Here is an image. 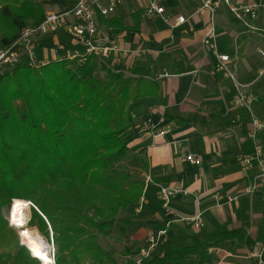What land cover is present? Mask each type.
I'll return each instance as SVG.
<instances>
[{
    "label": "crops",
    "instance_id": "obj_1",
    "mask_svg": "<svg viewBox=\"0 0 264 264\" xmlns=\"http://www.w3.org/2000/svg\"><path fill=\"white\" fill-rule=\"evenodd\" d=\"M231 1L261 4L257 18L247 26L233 19L225 6L211 17L207 10L195 13L197 0H168L167 12L187 17L171 29L158 16L144 15L143 8L132 5L125 10V0L106 17L122 25L98 19L101 40H119L127 50L126 55L112 54L108 62L147 68L159 82V99L145 101L132 111L133 137L128 146L132 152L145 153L148 169L144 177L150 179L140 201L127 208L122 219L121 238L126 247L139 251L127 256L135 262L156 257L162 261L155 264H264V197L259 190L251 196L245 193L258 168L254 163L246 170L240 162L243 154L254 150V141L247 138L249 115L233 105L235 88L215 69L211 46L215 42L218 52L231 56L238 81L249 84L255 96L253 112L264 118V60L257 51H264V0ZM39 2L47 13L67 9L76 0ZM133 12L140 15L135 17ZM211 26L214 38L207 36ZM58 34H65V41L60 42ZM50 42L54 48L46 47ZM75 43L65 32L47 35L36 41L35 54L42 60L36 48L49 51L44 60H52L62 49L66 57L63 48ZM147 119L156 126H147ZM161 128H166L164 134L159 133ZM256 140L264 156V133ZM188 154L198 156L200 164L188 162ZM157 178L162 180L152 181ZM161 184L179 185L187 193L173 195L163 207ZM198 210L204 224L195 229L186 218ZM162 229L166 235L157 238ZM149 234L157 241L147 251Z\"/></svg>",
    "mask_w": 264,
    "mask_h": 264
},
{
    "label": "trees",
    "instance_id": "obj_2",
    "mask_svg": "<svg viewBox=\"0 0 264 264\" xmlns=\"http://www.w3.org/2000/svg\"><path fill=\"white\" fill-rule=\"evenodd\" d=\"M44 15L38 0H0V48ZM99 20L122 25L116 18ZM63 49L84 51L77 44ZM158 99L159 82L147 68L113 66L94 55L83 62L52 59L36 69L21 62L1 71L0 264H41L16 236L10 240L3 209L13 199L31 202V225L46 236L51 232L54 264L162 261H118L100 244L116 223L122 236L127 208L143 196L148 162L143 151L128 146L132 111ZM138 253L124 248L125 255Z\"/></svg>",
    "mask_w": 264,
    "mask_h": 264
},
{
    "label": "built area",
    "instance_id": "obj_3",
    "mask_svg": "<svg viewBox=\"0 0 264 264\" xmlns=\"http://www.w3.org/2000/svg\"><path fill=\"white\" fill-rule=\"evenodd\" d=\"M125 0H76L73 6L56 12H47L44 18L38 24H30L22 27L18 32L16 39L4 48H0V73L6 67H14L24 62L30 68H39L49 62L41 60L35 54V43L41 37L54 35L60 32L70 34L76 41L75 44L82 46V53L68 54V58L73 61L83 62L87 55H94L102 61H108L112 54L126 55L127 50L120 47L116 41H103L99 37L98 19L106 18L114 14L116 8L124 4ZM168 0H144L143 14L146 16H158L171 29L187 21V17L181 14L173 15L167 12ZM198 6L195 13L207 10L211 17L216 11L225 6L232 18L243 22L249 26V22L257 18L258 9L261 4L256 2H233L231 0H197ZM213 26L207 32L209 38H214ZM215 56V69L229 78L235 88L233 105L247 110L249 118L247 124V138L254 141V150L250 153L243 154L240 157L242 166L249 170L256 164L258 171L254 174L249 184L245 188V193L249 196L255 191H260L264 197V156L261 145L257 142V137L264 133V118L258 117L252 110V104L255 96L249 90V84H243L238 81L236 75L231 69L232 58L229 54L220 53L216 49V43H212ZM258 53L264 60V51L257 49ZM150 128L156 125L147 119L146 123ZM166 128L159 130L164 134ZM186 160L192 164H200L201 160L194 154H188ZM150 181V179H146ZM186 194L187 190L179 185L161 184L159 187V198L162 206L167 207L170 198L175 194ZM188 223L195 229L203 226L202 212L198 210L195 214L186 218ZM166 230L158 232L157 238L164 237ZM157 238L154 234L148 235L147 251L153 248ZM209 251H215L216 248H209Z\"/></svg>",
    "mask_w": 264,
    "mask_h": 264
},
{
    "label": "rangeland",
    "instance_id": "obj_4",
    "mask_svg": "<svg viewBox=\"0 0 264 264\" xmlns=\"http://www.w3.org/2000/svg\"><path fill=\"white\" fill-rule=\"evenodd\" d=\"M127 3H129V5ZM127 3L125 5H123V8H125V10L131 8L132 5H135L134 9L142 10L143 4H144V0H127ZM123 8H120L119 10H123ZM57 36H58L57 38L60 40V42H63L66 39V35L65 34H58ZM49 39H51V36H49L46 39L45 42L46 43L49 42L50 41ZM45 42H43V43L45 44ZM116 42H119V40H117ZM46 47L54 48V44H52V43L51 44H46ZM39 51L40 50L39 49L37 50V48H36V53L39 54L40 57L42 56L41 58H44V59L49 58L48 54H47V52H49V51H47V52L45 50L44 51H40V52ZM56 54H57L56 55L57 59H62V58H64L62 56L65 55L64 51L62 49H58L56 51ZM44 59H42V60H44ZM143 176H144V174H143ZM13 200H11L8 209L7 208L3 209L4 219H5V221H7L8 226L13 230V232H11L9 234L10 240L12 241V239H14V237L16 236L18 238V242L21 243V244H24L25 247H27L29 249L30 254L34 258H36V256L33 254V249H32L31 244L28 241L27 235H24V233H27V231H36L41 236V238H42V240L44 242L45 251L53 259V255H54V252H55V246L53 244L51 232H50L49 236H46L44 233L41 232L40 228L38 227L37 224H35V222H34L33 225H31V219L30 218H31V206H32L31 204L32 203L29 202L30 204L28 206V219L22 224H17L15 222L11 221L10 218H9V209L11 207V203H12ZM124 216H127V215L124 214ZM121 217H122V215H121ZM118 226H119V224L116 223L115 226H114V235H112L110 238H101L100 244L106 249L113 250L116 253V255H117L118 259H119L118 261H123V260H125L126 258H129V257H127L128 255L124 254V248L126 247V245H125L124 240L121 238L120 232L117 230ZM30 248H31L32 252H31ZM36 259H38V258H36ZM40 263L44 264L42 261H40ZM48 264H54V259H53L52 263H48Z\"/></svg>",
    "mask_w": 264,
    "mask_h": 264
},
{
    "label": "bare ground",
    "instance_id": "obj_5",
    "mask_svg": "<svg viewBox=\"0 0 264 264\" xmlns=\"http://www.w3.org/2000/svg\"><path fill=\"white\" fill-rule=\"evenodd\" d=\"M28 202L22 199H14L9 209L11 221L22 224L28 219ZM28 241L32 246L33 254L44 264L52 263V257L47 254L44 242L36 231H27Z\"/></svg>",
    "mask_w": 264,
    "mask_h": 264
},
{
    "label": "water",
    "instance_id": "obj_6",
    "mask_svg": "<svg viewBox=\"0 0 264 264\" xmlns=\"http://www.w3.org/2000/svg\"><path fill=\"white\" fill-rule=\"evenodd\" d=\"M27 202H28V205H29V204H30L29 201H27ZM31 205H32V204H31ZM32 206H33V205H32Z\"/></svg>",
    "mask_w": 264,
    "mask_h": 264
},
{
    "label": "snow or ice",
    "instance_id": "obj_7",
    "mask_svg": "<svg viewBox=\"0 0 264 264\" xmlns=\"http://www.w3.org/2000/svg\"><path fill=\"white\" fill-rule=\"evenodd\" d=\"M24 235H27V233H24Z\"/></svg>",
    "mask_w": 264,
    "mask_h": 264
}]
</instances>
